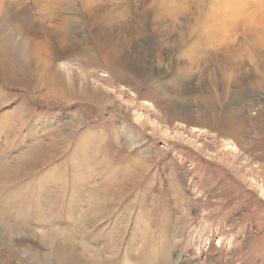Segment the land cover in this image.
<instances>
[{
	"label": "rangeland",
	"instance_id": "1",
	"mask_svg": "<svg viewBox=\"0 0 264 264\" xmlns=\"http://www.w3.org/2000/svg\"><path fill=\"white\" fill-rule=\"evenodd\" d=\"M216 1L25 0L35 26L24 38L17 23L4 24L14 10L4 7L0 28L23 42L22 50L37 51L27 74L24 66L0 65V264L5 255L8 264H60L53 249L10 225H27L58 250L67 246L84 264H264V128L257 125L264 121V62L245 21L234 29L220 13L208 20L205 9ZM258 1L253 7L261 11ZM94 16L119 63L130 55L145 71L158 40L173 29L167 39L174 32L182 43L173 71L138 83L132 73L112 75L98 52L76 62L83 46L75 22ZM39 26L55 34L53 46L70 50L63 67L40 60L47 57L35 44L49 38ZM183 50L191 52L190 65L178 63ZM58 70L68 84L77 80L79 93L92 91L90 102L73 83L72 90L63 81L59 87ZM241 73L256 95L221 97ZM212 94L214 112L207 113ZM243 103L254 110L239 108ZM14 168L19 175L10 180Z\"/></svg>",
	"mask_w": 264,
	"mask_h": 264
},
{
	"label": "bare ground",
	"instance_id": "2",
	"mask_svg": "<svg viewBox=\"0 0 264 264\" xmlns=\"http://www.w3.org/2000/svg\"><path fill=\"white\" fill-rule=\"evenodd\" d=\"M1 1V9H0V15L2 14L3 15V11H4V7H5V10L8 11L11 7V9L13 8L14 10H11L9 11V14L10 16H6L7 19L5 18V21H4V24L5 22L11 20L12 23L15 22L17 23V28H18V31L19 33L22 34V37H26L28 34H29V31L31 29H34V26H35V21L33 23V20H32V16L30 14V11L25 3V0H0ZM91 1H95V0H91ZM98 1V0H96ZM163 2H165V0H161ZM177 1V0H176ZM204 1V0H203ZM212 2V0H210ZM256 1V0H217L215 3H214V8L212 7H208V10H206V12L208 11V20L210 22H212L217 16L218 14L220 13L222 15V19L223 21H226L228 24L227 26H229V28H236L235 27V23L236 22H240V21H245L246 22V26H245V32H247V36H250L253 41V47L254 49H256V53L258 55V57L260 58V61L264 62V8H261V11H257V10H254V7H253V2ZM55 2V1H52V3ZM167 4L169 5H172L175 0H166ZM260 5L261 1L259 0L258 1ZM51 4V2H49ZM57 3V2H56ZM62 3V2H61ZM210 3V2H209ZM48 4V3H47ZM49 4V6H50ZM90 4V3H89ZM162 4V3H161ZM55 5V4H54ZM164 5V4H163ZM52 6V5H51ZM50 6V7H51ZM65 6V5H64ZM261 6V5H260ZM73 7V6H72ZM49 8V7H47ZM68 8V7H67ZM69 9L71 10V12H76L75 10L76 9H73V8H70ZM84 9V8H83ZM87 9V8H86ZM164 10V7L162 8ZM161 9V10H162ZM200 9V8H199ZM63 10V9H62ZM85 10V9H84ZM160 10V11H161ZM201 10V9H200ZM204 10V11H205ZM51 11H52V8H51ZM54 11V10H53ZM61 11V10H60ZM82 11V9H81ZM96 11V10H95ZM62 12V11H61ZM64 12V11H63ZM62 12V13H63ZM80 12V11H79ZM84 12V11H83ZM87 12V11H85ZM93 12V11H92ZM94 13V12H93ZM91 13V14H93ZM90 14V15H91ZM1 15V16H2ZM67 15V14H66ZM83 15V14H82ZM88 15V14H87ZM161 15V14H160ZM171 15V14H169ZM219 15V16H221ZM85 16V15H84ZM168 16V14H167ZM173 16V14H172ZM159 17H162L159 16ZM89 18V17H87ZM163 18V17H162ZM68 19V18H67ZM66 19V20H67ZM83 19V18H82ZM81 19V20H82ZM85 19V18H84ZM95 19H98V17L96 18L95 16L93 17V19H90L89 20H78L76 23L75 26H77V31H80L81 34L78 39H76V42L77 40L80 41V44L82 42V45L83 46V51H79L78 52V55L77 53H73L75 54V61L78 62L80 60V62L82 61L81 58H90V57H94L96 55V53L98 52L99 55H101V60L102 62L107 66V68H111V72H112V75H114L115 77H120L122 75H127L128 73H132L134 74V78H136L137 76V82L138 83H146L148 81H153L154 78L155 80L157 79V77L160 79L161 77H167V75H169V71H170V68L172 66V59L174 58V56L176 55L175 52L178 51L180 49V47L182 46V43L181 41L179 40L178 37L176 36H173V34L170 36L169 39H167V36L171 34V32L173 31V29L169 28V32L167 34H165V36L161 39L158 40V47L157 49L154 51V54H152L150 56V58L148 59V62H150L151 65L150 66V69L148 71H145L143 69H141L139 67V65L136 63V58H131L130 55H127L125 58H124V61L119 63L120 62V56L118 53V50H114V53L110 52L109 51V48L106 47V45L104 43H102V41L100 40V36L97 35V32H96V28H95ZM124 19V18H123ZM166 19V18H165ZM220 18H218V21ZM59 20V19H58ZM121 20V19H120ZM127 20V19H126ZM160 19H158L159 21ZM10 21V22H11ZM63 21H64V18H63ZM69 22V20H67ZM67 21H66V25H67ZM162 21V19H161ZM164 21V20H163ZM217 21V23H218ZM62 22V21H61ZM52 23V22H51ZM65 23V22H64ZM99 23V22H97ZM160 23V22H159ZM70 24V22H69ZM68 24V25H69ZM90 24H92V26H90ZM210 24V23H209ZM213 25V23H211ZM221 24V23H220ZM219 24V25H220ZM37 25V24H36ZM39 25V24H38ZM41 25V24H40ZM117 25V24H116ZM197 25V24H196ZM70 26V25H69ZM74 26V27H75ZM87 26L89 27L88 30H87ZM169 27H172V26H175L171 21L169 22L168 21V25ZM4 26H2L0 28V65H3L5 67H8V66H14V65H21L24 66V73L27 74V72H29V68L32 67V65L35 63L33 62L32 60V55H31V51L35 50V48L31 47L30 50H27L25 48V50H22V44L23 42H20L19 40H16L15 37L11 34V32H9L8 30L6 31L4 28ZM38 27V26H37ZM40 27V30L42 28L43 30V27L39 26ZM60 27V25H59ZM215 27V26H214ZM219 27V26H218ZM225 27H226V24H225ZM224 27V28H225ZM71 28V27H69ZM73 28V26H72ZM85 28V30H84ZM220 28V27H219ZM219 28L217 30H219ZM62 29V28H61ZM202 29V28H201ZM204 29V28H203ZM208 29V28H207ZM39 30V29H38ZM40 32V34L42 35H46L49 40L48 42H45L43 45H37L35 44L36 46L39 47V51L42 52L41 56H44L47 57L46 59H43L42 57L40 58V60H42V63L48 65V66H53L55 63L58 64L60 67H63V60H65L66 57L68 56H71V54L69 55L68 53L70 52V50L66 49L64 50L63 47L62 49L59 48V46L55 47L53 46L54 43L58 40L56 37H55V34L53 33H50V32H47V31H42ZM54 30V29H53ZM76 30V29H75ZM98 30V29H97ZM225 30V29H224ZM49 31V30H48ZM93 31V32H92ZM35 32V31H34ZM53 32V31H52ZM66 32V31H65ZM73 32V30L71 31ZM205 32V30H204ZM217 32V31H216ZM162 31L159 30V35H161ZM201 34H203V30L200 31ZM39 34V35H40ZM58 34V33H57ZM82 34H85L87 36V41L88 43H85L84 39L82 38ZM106 34V33H104ZM37 35V34H36ZM77 35V34H76ZM79 35V34H78ZM103 36V34H101ZM74 36V35H73ZM30 37V36H29ZM55 38L53 40V38ZM201 37V36H200ZM227 37V36H226ZM41 38V36H40ZM51 38L53 40V42L51 41ZM61 38V37H60ZM104 38V37H103ZM189 38V37H188ZM195 39V36L193 37ZM249 38V37H248ZM26 41L27 38H25ZM31 39V37H30ZM57 39V40H56ZM74 39V37H73ZM200 39V38H198ZM251 39V40H252ZM32 40V39H31ZM30 40V42H31ZM34 40V39H33ZM63 40V39H62ZM91 40V42H90ZM23 41V40H22ZM55 41V42H54ZM60 41V40H59ZM65 41V40H63ZM74 41V40H73ZM72 41V42H73ZM110 41V40H108ZM193 41V40H192ZM199 41V40H198ZM35 42V41H34ZM38 42V41H36ZM42 43V41H41ZM60 43H64V42H60ZM67 43V42H65ZM74 43V42H73ZM117 43V42H116ZM195 43V42H194ZM27 44V43H25ZM29 44V43H28ZM69 44V43H68ZM75 44V43H74ZM77 44V43H76ZM75 44V46H77ZM79 44V43H78ZM192 44V42H191ZM200 44V42H199ZM35 45H32V46H35ZM171 45H174V48L172 49V47H170ZM194 45V44H193ZM198 45V44H197ZM223 45V43H222ZM29 46V45H28ZM35 46V47H36ZM157 46V45H156ZM196 46V45H195ZM50 47L53 49L54 48V51H52V53H49L50 51ZM67 47V46H66ZM70 48V47H69ZM80 48V46H79ZM102 48H105L106 51L104 52ZM29 49V48H28ZM77 49V48H76ZM82 49V47H81ZM188 49V48H187ZM186 49V50H187ZM100 50V52H99ZM37 51V48L35 50V52L33 51V53H36ZM76 51V50H75ZM78 51V50H77ZM30 54H29V53ZM122 53V52H121ZM167 53H170V56L167 57ZM189 53H191L189 50L187 52H185L184 50L178 55L176 56L178 58V63H181L183 65H186V64H191V59H189ZM40 54V53H39ZM88 55V56H87ZM31 57V59H30ZM98 57V56H97ZM77 58V59H76ZM38 59V58H37ZM36 59V60H37ZM79 59V60H78ZM100 59V58H99ZM123 59V58H122ZM176 59V58H174ZM78 60V61H77ZM39 61V59L37 60ZM49 61V62H48ZM51 61V62H50ZM133 61H136L135 63H133ZM193 61V60H192ZM67 62V61H66ZM84 62V61H83ZM82 62V63H83ZM194 62H196L194 60ZM33 63V64H32ZM37 63V62H36ZM193 63V62H192ZM67 64V63H66ZM77 64V63H76ZM80 64V63H79ZM166 64H168V67L167 69L163 68V70L160 68V66H166ZM194 64V63H193ZM197 64V62H196ZM154 65H157L158 67V71L157 73L153 71V68L152 66ZM179 65V64H178ZM73 66V65H72ZM92 65H90L89 67H91ZM15 67V66H14ZM58 67V68H60ZM188 67V66H187ZM195 67V66H194ZM264 67V66H263ZM68 68V67H67ZM71 68V66L69 67V69ZM144 68V67H142ZM192 68V67H191ZM203 68V67H202ZM19 69V68H18ZM66 69V68H65ZM68 69V70H69ZM73 69V68H72ZM89 69V68H88ZM172 69V68H171ZM182 69V68H181ZM240 69V68H239ZM245 69V68H244ZM64 70V69H63ZM85 70L86 67H85ZM180 70V69H179ZM196 70V69H195ZM199 70V69H198ZM197 70V71H198ZM241 70V69H240ZM259 70V69H258ZM173 71V69H172ZM172 71H171V74H172ZM178 71V67H176V69H174V73H176ZM250 71V70H249ZM23 72V70H22ZM159 72V73H158ZM185 72V71H183ZM187 72V71H186ZM13 73V72H12ZM177 73H180V72H177ZM189 73V72H187ZM245 73V72H244ZM244 73H241L240 75V78H237L236 79V82L233 86L234 90H229L230 87H228L229 89H222V92L220 94L221 97H227L230 93L231 96L229 98H232L233 100H237L239 101L240 98L242 97H253L256 95V93H254V91L251 90H248L249 89V84L247 83V80H245L243 77H244ZM17 74V72H16ZM192 74V73H191ZM222 74V73H221ZM13 75V74H12ZM65 75V74H64ZM190 75V74H189ZM189 75H185V76H189ZM132 76V75H131ZM179 76V75H178ZM192 76V75H191ZM230 76V75H229ZM69 77V76H68ZM67 77V78H68ZM75 77V76H74ZM181 77V76H180ZM182 77L183 74H182ZM231 77V76H230ZM254 77V76H253ZM76 78H79V77H76ZM83 78V77H82ZM234 78V77H233ZM70 79V78H69ZM80 79V78H79ZM84 79V78H83ZM190 79V78H189ZM231 79V78H230ZM123 80V79H122ZM191 80V79H190ZM189 80V81H190ZM55 81H59L57 84H60L59 87L63 86L61 85V81L65 82V85L64 87L67 88V89H71L72 90V87H71V83L74 84V86L76 87L75 90H77V93L80 95V97H82L83 99L85 100H88V102H90L89 100L93 97L92 95V91H90L88 93L87 89L84 91L80 90V93L78 91V85H77V80H75V78L73 79V81L71 82V80L69 81L70 83L68 84L67 83V79L63 76V74L61 73V71H57L55 72ZM84 81V80H83ZM216 81V80H215ZM218 81V80H217ZM216 81V83H217ZM136 82V81H135ZM85 83V82H83ZM93 84V83H92ZM215 84V83H214ZM231 84V83H230ZM88 85V84H87ZM90 85V84H89ZM219 85V84H218ZM57 86V85H56ZM229 86V85H228ZM89 87V86H88ZM220 87V86H219ZM223 87V86H222ZM226 87V85H225ZM58 88V86H57ZM213 88V87H212ZM211 88V90H212ZM91 90V89H89ZM196 90V89H195ZM207 90V89H206ZM219 90V89H218ZM215 94V93H214ZM79 97V96H78ZM79 97V98H80ZM96 97V95L94 96V98ZM257 99V98H256ZM80 100V99H79ZM205 100V99H204ZM82 101V100H81ZM215 101H216V98H215V95L212 94L211 97H209L208 99H206V102H207V107L205 108V112H214L213 109H212V106L215 104ZM58 104V103H57ZM67 104V103H66ZM70 104V103H69ZM253 104V103H252ZM250 105L249 103H243L239 106V108L241 109H252L254 110V105ZM214 107V106H213ZM203 108V107H202ZM242 116V115H241ZM257 119V118H256ZM257 125L261 126L264 128V121L261 120V118L257 119ZM239 123L240 125H238L239 128L242 127V129H244L247 125V119H242V121L239 120ZM146 124V122H145ZM148 125V124H147ZM230 126V125H228ZM258 126V127H259ZM74 127H76V125H74ZM257 129V128H256ZM196 131V130H195ZM198 131V130H197ZM196 131V133H197ZM264 134V133H263ZM249 136V134H248ZM245 141V140H244ZM248 142V141H247ZM248 154V157H249V152H247ZM252 157V154H250ZM257 155V154H256ZM26 157L29 159V156L26 155ZM247 157V158H248ZM239 162V161H238ZM241 168V167H240ZM10 171V170H9ZM19 175V172L16 168L12 169L11 172H9V178L10 180L12 178H15ZM7 178V177H6ZM8 181V180H7ZM6 184V183H5ZM38 217H41V215H39ZM9 226V225H8ZM24 226V225H23ZM27 225H25L24 227H16L14 225H10L9 227H11L12 230H18L20 232H29L30 234L29 235H25V237H31L33 239H36V240H39L40 243L44 246V247H49L51 252L54 254L55 253V257L56 259H58V262L60 264H84L82 261L79 260L78 256L71 250L69 249L67 246H63L62 245V250H58L56 247H55V243L52 239L48 238L47 236H43V235H38V234H33L31 231H29L27 228H26ZM9 230V229H8ZM28 230V231H27ZM2 231V230H1ZM4 232V231H3ZM23 234V233H22ZM24 237V238H25ZM44 237V238H43ZM71 240V239H70ZM47 248V249H49ZM88 252H90L89 254H91V251L90 249L87 250ZM85 251V253L87 252ZM14 253V252H12ZM88 254V253H87ZM86 254V255H87ZM92 256V254H91ZM90 257V256H89ZM88 257V258H89ZM86 258V257H85ZM4 261H3V264H8V260H9V256L8 255H5L4 256ZM3 260V259H2ZM90 263V262H89Z\"/></svg>",
	"mask_w": 264,
	"mask_h": 264
}]
</instances>
